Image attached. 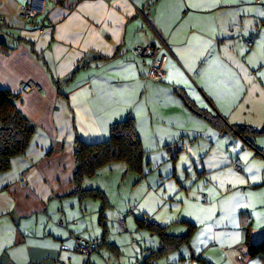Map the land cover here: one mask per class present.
<instances>
[{
  "label": "crops",
  "instance_id": "1",
  "mask_svg": "<svg viewBox=\"0 0 264 264\" xmlns=\"http://www.w3.org/2000/svg\"><path fill=\"white\" fill-rule=\"evenodd\" d=\"M25 1L0 0V90L19 96L18 110L36 129L25 154L0 174V264H107L98 251L77 252L107 245L108 236L97 237L105 220L95 237L86 227V212L99 206L74 194V146L108 140L112 125L129 117L148 164L182 153L205 165L196 169L201 181L210 176L185 226L149 221L170 236L191 230L189 256L182 247L157 264H264L248 249L264 242V145L247 146L229 127L264 128V1L45 0V13L31 22L19 15ZM161 43L167 76L146 80L155 54L143 65L133 50ZM29 83L37 88L25 91ZM94 178L84 189L104 191ZM107 246L122 264L126 253Z\"/></svg>",
  "mask_w": 264,
  "mask_h": 264
},
{
  "label": "rangeland",
  "instance_id": "2",
  "mask_svg": "<svg viewBox=\"0 0 264 264\" xmlns=\"http://www.w3.org/2000/svg\"><path fill=\"white\" fill-rule=\"evenodd\" d=\"M249 139L252 141L257 139L259 146L264 145V135H260L256 139ZM193 152L194 150H192ZM161 161L158 160L154 163H161ZM194 162L196 164H192L181 153L180 158L175 161L170 160L160 165L148 164L146 174L150 172L149 169H151V173L142 178L137 173L128 172V167L124 162H118L107 165L106 168L108 169H103L105 173L99 172L98 176L94 178V182L104 189L105 192H102L108 199V205L104 210L105 224L108 231L107 242L110 244L115 243L119 246L120 251L126 253L122 254V256L126 255L122 260V264H133L136 261V255L141 259L147 248L157 249L160 245L158 237L153 236L145 229H138L137 220L147 219L152 222L155 219L161 225L169 223L173 227H179L185 226L182 225V219L193 216L195 205L191 204V201L197 197L198 201L201 202V196L199 195L204 194V192H201V188L207 182L206 180L210 178V176H206L207 179L201 181L198 171L205 165L200 164L197 159ZM217 172L220 176L228 174V171L226 172L221 168ZM160 173L162 176H160ZM173 174L175 176L171 178ZM222 178L224 177H220V179ZM189 197L191 200H188ZM89 204L95 207L99 206L97 211H93L92 207L91 210L86 212V227L91 235L93 234V237H95L94 235L98 231L100 211L104 205L102 201L94 199H91ZM120 220L125 222L124 232ZM187 230L189 229L187 228ZM100 233L101 236L97 237L101 241L103 232L100 231ZM108 243L106 244L108 245ZM107 245H103L97 250L99 256L107 264H118L120 259L118 252ZM181 252L182 255L189 256L187 247H183ZM159 262L162 263V259ZM183 263L197 264L192 260Z\"/></svg>",
  "mask_w": 264,
  "mask_h": 264
},
{
  "label": "trees",
  "instance_id": "3",
  "mask_svg": "<svg viewBox=\"0 0 264 264\" xmlns=\"http://www.w3.org/2000/svg\"><path fill=\"white\" fill-rule=\"evenodd\" d=\"M18 100L19 96L7 90H0V174L10 171L13 160L25 154L36 131L34 125L18 110ZM203 117L205 116L203 115ZM205 118L220 129L226 125L217 117ZM229 127L237 137L251 147L253 141L249 138L256 139L257 136L264 134V128L257 130L248 125ZM146 155L135 120L131 117L112 125L110 138L102 143L86 144L76 139L74 146V182L76 185L74 194L82 200L102 201L104 207L100 211V222L104 223V210L108 205V199L100 190L84 189L85 181L96 177L98 172L107 165L118 162H124L128 167V172L143 176L146 174L148 165ZM138 225L157 235L161 241V247L151 252L143 261H139L140 264H157L162 258L187 245L190 240L191 230L184 236H170L166 233L165 228L156 227L147 219L138 220ZM107 233L108 231L105 230L101 243H106ZM248 249L252 257L260 255L264 257V242L256 245L249 244ZM199 263L203 264V262Z\"/></svg>",
  "mask_w": 264,
  "mask_h": 264
},
{
  "label": "built area",
  "instance_id": "4",
  "mask_svg": "<svg viewBox=\"0 0 264 264\" xmlns=\"http://www.w3.org/2000/svg\"><path fill=\"white\" fill-rule=\"evenodd\" d=\"M45 13V0H26L23 4L19 7V15L25 22H31L36 17L43 15ZM245 45L248 47L253 46V38L250 37L245 40ZM165 44L161 43L159 46H137L134 48L135 54L143 58V65H146L145 59L150 54H155L153 62L148 65V72L145 76L146 80H152L156 82H163L167 76V64H168V55L163 53V50L165 49ZM37 87L29 83L25 86V91H30L31 89H36ZM264 154V152H262ZM235 168L237 170L240 169V163H235ZM21 184H26V179L22 178ZM122 229L125 230L124 222H121ZM99 247V243L94 241L91 243H88L87 245H79L77 248V252L85 255L90 256L93 252H95ZM136 264H140L139 261H137Z\"/></svg>",
  "mask_w": 264,
  "mask_h": 264
}]
</instances>
